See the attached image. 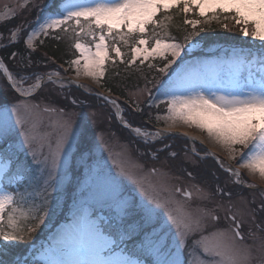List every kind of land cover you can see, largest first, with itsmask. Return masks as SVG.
Returning <instances> with one entry per match:
<instances>
[{
    "label": "snow or ice",
    "instance_id": "obj_1",
    "mask_svg": "<svg viewBox=\"0 0 264 264\" xmlns=\"http://www.w3.org/2000/svg\"><path fill=\"white\" fill-rule=\"evenodd\" d=\"M173 9L182 11L183 23L193 29L184 43H176L165 31ZM189 13L198 19H187ZM221 17L239 26L242 36L261 43L247 50H219L218 55L181 64L159 82L166 110L157 120L163 119L168 128H195L229 160L236 161L239 156L235 170L217 158L236 183L240 182V169L264 182V0H59L54 11L42 22L38 20V29L27 33L24 43L31 49L39 34L52 29L67 32L69 28L64 26L74 25L77 39L73 47L79 56L70 66H74L77 78L99 83L106 62L122 59L120 44L127 46L133 41L129 65L139 56L141 64L159 56L167 61L159 69L164 73L177 58L183 59L186 47L199 46L204 39H196L199 25ZM21 31L19 26L11 30L10 42H17ZM199 31H204L203 27ZM81 36L90 38L91 44L80 42ZM110 53H115V58ZM17 55L12 53L13 58ZM21 67L22 72L13 73L0 61V74L18 94L10 107L0 108V264H252L256 257L253 245L244 242L242 214L238 216L229 205L226 219L230 223L219 227L215 222L220 205L214 203L215 194L196 187L198 203L193 205L192 191L178 186L169 189L166 174H161L158 185L146 181L122 154L119 161L111 154L109 157L116 175L99 165L88 168L80 198L73 203L71 221L61 226L49 243L33 249L31 257L17 253L16 242L31 241L45 217L55 214L58 200L53 193L62 191V177L71 171L72 161L91 151L87 124L76 127L63 109L49 131H41V108L33 102L34 97L45 84L62 79L59 72L28 71L31 61L22 62ZM27 81L32 82L25 87ZM77 87L85 86L78 83ZM103 99L116 104L108 96ZM42 111L57 110L45 107ZM119 111L117 106L118 117ZM133 131L142 135L145 143L162 135L140 128ZM243 149L248 152L243 153ZM208 154L215 156L214 152ZM120 176L136 185L141 201L125 196ZM162 191H168L169 196L162 198ZM177 193L184 199L176 198ZM216 193L231 198V193L219 186ZM249 235L255 238V233L250 231ZM255 250L260 253L259 264H264V242Z\"/></svg>",
    "mask_w": 264,
    "mask_h": 264
},
{
    "label": "rangeland",
    "instance_id": "obj_2",
    "mask_svg": "<svg viewBox=\"0 0 264 264\" xmlns=\"http://www.w3.org/2000/svg\"><path fill=\"white\" fill-rule=\"evenodd\" d=\"M23 3H27V6L21 8L20 5ZM58 3L59 0H54L52 4L51 0H0V29L4 28L0 30V41H2V39L10 41L11 30L19 26L22 29L19 34V37L23 38L22 44L26 48H28L24 43L27 33L33 28L38 29V20L42 22L43 18L48 13L56 9ZM188 18H190V16H188ZM6 21H9V23H5ZM30 22H32L31 25ZM64 27L69 28V31H67V37H70V44L72 45L74 56L71 59H67L66 63L64 62L63 66H59L60 68L58 66H55L54 62L50 58H48L50 62L44 61L37 63L38 61H34L33 63L31 62V68L28 69V71L35 70L39 73L59 72L60 78L64 76V72H67L70 76L74 77L75 79H78L81 84L85 86L83 87L85 90L89 92H92L93 90L91 89L95 88L101 90L100 80L99 83H97L94 82L92 79L83 76L77 78L74 66H70V61L76 59L79 56V52L73 47V44L77 39L72 31L74 25H66ZM52 31L59 32V29H52L49 30L47 34H39L38 36H36L32 41L33 47H35V45H38L39 43L43 45V38L47 35H50ZM75 31H79V29L75 28ZM79 39L82 43L91 44L90 38L81 36L79 37ZM175 42L179 43L176 40ZM196 48H185L187 53L185 50L181 53L183 59L177 58V61L164 73H161L159 69L163 68L164 64L167 63V61L159 56L150 57L148 60H145L146 62H148L147 64L151 63V61L154 59H160L157 68L159 73H157L156 76L153 77V79L148 78L149 82L146 84H144V82H140L139 84H137V86H129L126 88L125 95L135 105L140 107V105L144 103L148 106V109H146L145 111L146 113H148L147 116L150 118V120H152L154 124H156V126L167 127L163 119H160L159 121L157 120V117H162L165 114L166 110V104L161 103L162 100H165V97L161 95V92L159 90L160 81L167 79L169 74L175 71L184 62H191L197 59H205L213 55H218L219 50L238 47H234L233 45H229L228 47L212 45L211 47L205 49L203 52L198 51V54H193L192 52ZM37 49L42 52L41 49L43 48L38 47ZM43 50L45 52V47ZM48 51L49 48H47L46 52ZM109 55L110 57L111 55L115 57V53H110ZM11 57L12 56L10 55L8 56L9 59ZM116 59L120 60L121 58ZM130 59L131 49L129 54V60ZM140 59H142V56H139L137 58L139 62ZM0 61L4 62V59L1 54ZM22 62L23 61H21V63ZM28 62V60L24 61L23 64H27ZM5 65L8 68L10 67L7 63H5ZM12 67L13 69H9L13 73L23 71V69H18V67ZM31 82L32 81H27L25 83V87H27L28 84ZM6 83L8 84L6 78L3 76V74H0V108L4 106L10 107L12 103H15L17 98L16 93L9 89L10 87L8 88ZM61 83L64 84L63 88L59 86ZM83 94L87 98L83 97ZM73 101H75V103H73ZM33 102L38 103L41 108L40 120L42 122V132L49 131V126L59 118V110L61 109H63V112L66 116L71 117L76 127H79L84 123H86L88 127L89 135L87 138V147L91 151L90 153L88 151H84L83 159L78 156L75 160L72 161L71 171L68 172V175L66 177H62V191L65 190L66 184L70 181V179L73 180V183L77 185L75 187V193H77L78 195L76 199L78 200L80 198L81 183L87 176L88 168H94L99 165L100 167L104 168L105 171H111L112 175H116L117 170L113 168V159L119 161L120 156L122 154L125 158V161L129 165L134 166L135 171L140 176H143L146 181H150L152 184L158 185L161 180V174H166L167 185L169 189L178 186L182 189H188L189 191H192L193 196L190 202L193 205L198 203L195 193L196 187H199L206 192L215 194L214 203L220 205V207L217 209L219 220L215 222L219 227H226L230 223V221L226 219V215L228 214L227 209L229 205H231L233 212H235L238 216H240L241 214L243 215L244 224L241 229V232L244 236V242L246 244L253 245V253L256 259L252 261V264H259L260 253L257 252L255 249L262 242H264V230H261L264 229V210H261V205L264 204V190H261L260 188L252 189L249 186H255V182H252L251 179L256 180L257 178L250 176L246 169H240V182L245 185L242 187L244 191H239L235 186L239 183H236L235 177L230 176L229 173L226 174L227 176L222 174L221 180L210 182L207 177H197L192 175V171H190L192 168H180L181 164L179 163L183 161L188 166L192 167V164H196L195 156L202 159L209 157L207 155L206 147H211L222 156L224 165L228 166L225 163H228L229 165L234 163V166L231 168L235 170L238 166L239 156L237 157L236 161L229 160L225 152L219 146L209 142L204 133L200 132L195 128H188L183 125H179L176 128H186V130L194 133V135H196L197 138L199 137V139L198 141L187 140L188 149L186 148L187 150L185 149L181 152L182 158H180V160H174V155L172 154L175 152L170 147L172 144L171 142L174 141L173 137L178 135L162 133L160 137L149 138L148 140L152 141L151 143H153L161 140L162 138L164 139V142H157L152 147L147 146V148H143L139 145V143H136L135 139H141L142 143L144 144V137L140 134H137L135 131H133V129L129 131L127 128H125L118 122L115 116V112L117 110L115 105L110 104L108 102L103 104L102 101L95 98H91L90 93L86 94L85 92H82L79 87L77 88L65 79H62V81L59 80L56 84H45L44 88L39 91V95H35ZM45 107L56 109L57 111L45 113L42 111ZM121 114L122 122H128L131 124V122L126 119L128 115H123V112ZM147 127L149 128V126ZM143 131L150 132L147 130ZM178 137L183 138V136ZM167 139L169 140L167 141ZM81 147H84V145H81ZM242 152L247 153L248 149H243ZM110 154L113 159L109 158ZM178 167L180 170L177 169ZM152 169H156L155 174H152ZM189 173H191V175H189ZM215 174L216 173H214V175ZM215 177L216 179H220L217 174L215 175ZM118 178L122 182L121 188L125 192V196L129 200H131L132 198H135L138 202L142 200V197L137 191L135 184H133L131 181H129L123 176H120ZM232 180L234 181L232 182ZM217 186L224 189L225 191L230 192L231 198L229 199V197L227 196H221L216 193ZM62 191L59 194L53 193V197L58 200V205L60 203V200L63 198ZM169 194L170 193L168 191H162L160 193L162 198L169 196ZM175 195L178 199H184L179 193ZM76 200L72 201V204H70L69 208L64 212L65 218L60 223L58 222L59 224H57L55 228L49 230V227L53 224H47L48 222L43 223V230H46L43 232L44 234L42 235L43 230H40L41 236H39L34 243H24V252L20 254L22 257H31L33 255V249L40 250L42 245H46L47 243H49L51 238L54 236L57 230L61 228V226L71 221L72 207L73 203ZM36 202L39 203L40 201L37 199ZM64 205L65 204H63L62 207H64ZM62 210L63 209L60 208L58 212H61ZM253 210L255 211L253 212ZM57 216L59 218L60 213H58L53 218H57ZM5 217L7 221L6 214ZM28 222L31 223V221ZM257 225H260L261 229H258ZM250 231L252 233H255V238L249 235Z\"/></svg>",
    "mask_w": 264,
    "mask_h": 264
},
{
    "label": "trees",
    "instance_id": "obj_3",
    "mask_svg": "<svg viewBox=\"0 0 264 264\" xmlns=\"http://www.w3.org/2000/svg\"><path fill=\"white\" fill-rule=\"evenodd\" d=\"M54 0H51V4L53 3ZM171 16V20L169 21V28L165 29V31L171 36L174 37L176 41L180 43H184V37L191 32L193 29L190 25H185L183 23L185 16L182 11H178L176 9L171 10L169 13ZM192 17H198L194 15L193 13L191 14ZM5 23H9V21H6ZM227 24L228 27L224 28L222 25ZM1 27V25H0ZM200 27H203L204 31L200 32L199 29ZM4 29V28H1ZM0 29V30H1ZM157 31H160L157 29ZM197 31L199 32V36L196 37V39H200L203 37L200 41L201 44V49L194 51L192 53H198L203 52L205 49L208 47H211L212 45H219L220 47H228L229 45H233L234 47H238L244 50H247L249 48H255L258 46L261 42H253L252 40H249L248 38H244L240 35V32L237 29V26L234 25V22L229 19V20H224L223 17H221L219 20H213L208 24H201L197 27ZM58 32V31H57ZM51 32L50 35H47L46 37L43 38L44 43L40 48L45 47V51L47 48H49V51L47 52L48 55L53 56L54 58L58 60H64V59H70L72 58L73 55V48L72 45L70 44V37H67V32L62 31L59 29V32ZM152 32V28H148V35L150 36ZM69 33V32H68ZM163 35V33H161ZM22 37L18 38L17 42L10 43L9 45L2 47L0 49V54L2 55L4 62L7 63L11 68L13 69L12 66L15 68L18 67V69H22L21 67V61H31L32 63L34 61H38L37 63L40 62H50L48 59L49 57L45 52L42 50V52L39 49L30 51L28 48H26L22 43ZM5 39H2L4 41ZM133 41H129V45H123L120 44V48L122 53L124 54L122 59H116L115 58V63L112 62L111 59H109L105 66H104V75L102 77L101 83L104 87H107L111 89L113 92H117L119 94H125V90L129 86H137L140 82H144V84L148 83V78L153 79L154 76H156L157 73H159L156 69L154 64L148 65V64H141L138 62H134L133 64L129 65L127 61L129 60V54H130V49H131V44ZM12 52L18 53L16 57H11L10 59L8 56H12ZM44 55H43V54ZM187 53V52H186ZM123 60V62H122ZM158 60V61H157ZM157 64L160 62V59H157ZM7 85V84H6ZM8 86V85H7ZM9 88V86H8ZM10 89V88H9ZM74 89V88H72ZM83 92V91H82ZM87 94V93H86ZM83 97H86L83 94ZM87 98V97H86ZM91 98H95L101 101L98 97L91 95ZM103 103V102H102ZM124 115H128L126 118L128 121H130L132 124L136 123H141L143 122L141 119L145 116V109H143L140 112H133L129 108L125 109ZM144 123V122H143ZM145 124V123H144ZM146 125V124H145ZM174 141L171 143V148L174 150V160H180L182 158L181 152L185 150L186 148L188 149V141L185 138L174 136L173 137ZM164 139L161 138V140L156 141V142H148V143H142L135 139L136 143H139V145L143 148H147V146H154L155 143L157 142H164ZM169 139H167L168 141ZM186 149V150H187ZM160 155V154H158ZM196 157V164H192V167L188 166L186 163L179 162L180 168L182 169H191L192 175L197 176V177H207L210 182L211 181H217L221 180L222 174L227 176L224 171H222L215 163V161L211 157L207 158H199ZM177 167V166H176ZM175 168V167H174ZM179 169V167L177 168ZM180 170V169H179ZM214 173L219 176L220 179H216ZM234 184V183H233ZM237 190L239 191H244L242 187L235 185ZM230 190V188H229ZM63 213V211H62ZM48 219L45 220L47 222ZM49 220H53L49 217ZM44 222V223H45ZM4 226H7V221L6 217L4 220ZM44 225H40V229H37V231L33 234L31 241L25 240L23 242H16L15 246V251L19 254L23 253L25 245L24 243H34L40 235V230H43ZM46 230L42 231V235L44 234L43 232Z\"/></svg>",
    "mask_w": 264,
    "mask_h": 264
},
{
    "label": "water",
    "instance_id": "obj_4",
    "mask_svg": "<svg viewBox=\"0 0 264 264\" xmlns=\"http://www.w3.org/2000/svg\"><path fill=\"white\" fill-rule=\"evenodd\" d=\"M67 80H69V81H72L71 80V78H69V77H65ZM74 84H76V86H77V84H78V82H74V81H72ZM80 88V87H79ZM81 89H83V88H81ZM110 99H112V98H110ZM113 100V99H112ZM116 102V101H115ZM116 106H118V104L116 103L115 104ZM118 108H119V106H118ZM119 117H121V114H120V111H119ZM118 116H117V118H118V121H119V123L120 124H122V125H124L125 126V124L121 121V118H119ZM126 127V126H125ZM127 128H131V129H135V128H137V127H131V126H127ZM165 132L166 133H168V134H180V132L179 131H176V130H174V131H170V130H165ZM184 136L187 138V139H189V140H194L193 138L192 139H190L189 137H191V136H189V135H187V134H184ZM214 160H215V162L220 166V164L218 163V160H217V158L218 157H216V156H213V155H210ZM221 167V166H220ZM222 168V167H221ZM250 188H256V187H252V186H250Z\"/></svg>",
    "mask_w": 264,
    "mask_h": 264
},
{
    "label": "bare ground",
    "instance_id": "obj_5",
    "mask_svg": "<svg viewBox=\"0 0 264 264\" xmlns=\"http://www.w3.org/2000/svg\"><path fill=\"white\" fill-rule=\"evenodd\" d=\"M62 79H64V78H62ZM62 79H60V80L62 81ZM58 81H59V80H58ZM58 81H57V82H58ZM179 129L182 130V131H187L186 128H182V127H180ZM194 139H195L196 141H198L199 137L197 138V136H196ZM257 179H258V178H257ZM258 180H259V179H258Z\"/></svg>",
    "mask_w": 264,
    "mask_h": 264
}]
</instances>
